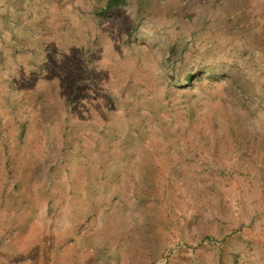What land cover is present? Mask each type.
<instances>
[{
    "label": "rangeland",
    "instance_id": "1",
    "mask_svg": "<svg viewBox=\"0 0 264 264\" xmlns=\"http://www.w3.org/2000/svg\"><path fill=\"white\" fill-rule=\"evenodd\" d=\"M261 1L0 0V264H264Z\"/></svg>",
    "mask_w": 264,
    "mask_h": 264
},
{
    "label": "trees",
    "instance_id": "2",
    "mask_svg": "<svg viewBox=\"0 0 264 264\" xmlns=\"http://www.w3.org/2000/svg\"><path fill=\"white\" fill-rule=\"evenodd\" d=\"M127 2L128 0H107L106 5L101 12L108 15L114 9L126 5ZM259 8L260 19L264 21V0L261 1ZM193 59H195L194 56H187V53L185 51H180L178 47L173 46L171 48L169 54L167 55V61L170 65V81L177 87L187 89L194 86L197 79H202L201 67L191 63ZM219 264H227L223 254L220 256Z\"/></svg>",
    "mask_w": 264,
    "mask_h": 264
}]
</instances>
